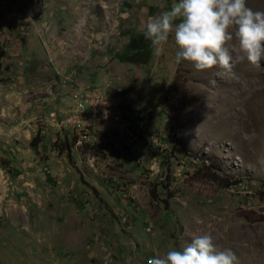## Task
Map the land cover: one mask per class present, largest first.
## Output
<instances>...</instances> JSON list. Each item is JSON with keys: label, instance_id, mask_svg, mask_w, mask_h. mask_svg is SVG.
Segmentation results:
<instances>
[{"label": "rangeland", "instance_id": "obj_1", "mask_svg": "<svg viewBox=\"0 0 264 264\" xmlns=\"http://www.w3.org/2000/svg\"><path fill=\"white\" fill-rule=\"evenodd\" d=\"M178 2L0 0V264H147L203 234L264 264V59L234 28L230 73L177 63L174 33L147 62L113 58ZM179 81L194 101L172 111ZM89 86L122 124L69 139L48 113Z\"/></svg>", "mask_w": 264, "mask_h": 264}, {"label": "clouds", "instance_id": "obj_2", "mask_svg": "<svg viewBox=\"0 0 264 264\" xmlns=\"http://www.w3.org/2000/svg\"><path fill=\"white\" fill-rule=\"evenodd\" d=\"M178 23H174L175 21ZM235 38L239 49L255 67L264 59V12L253 11L246 0H179L171 10L149 20L144 33L157 53L163 51L170 33L180 51L176 62L190 61L197 70L219 65L232 72L242 59L230 51ZM147 264H238L230 248L220 249L210 234L196 236L182 250L169 249L163 256L149 258Z\"/></svg>", "mask_w": 264, "mask_h": 264}, {"label": "built area", "instance_id": "obj_3", "mask_svg": "<svg viewBox=\"0 0 264 264\" xmlns=\"http://www.w3.org/2000/svg\"><path fill=\"white\" fill-rule=\"evenodd\" d=\"M104 88H108V84L103 83ZM102 87L92 86L79 88L70 92L63 108L58 110L57 105L50 110L48 116L52 118L57 126L70 139L74 134H87L90 128L97 126H116L121 123L122 113L125 106L120 98H110L101 90ZM117 100V101H115ZM115 107V110L111 109ZM109 109V110H108ZM114 116L109 119L108 116ZM122 124V123H121Z\"/></svg>", "mask_w": 264, "mask_h": 264}, {"label": "trees", "instance_id": "obj_4", "mask_svg": "<svg viewBox=\"0 0 264 264\" xmlns=\"http://www.w3.org/2000/svg\"><path fill=\"white\" fill-rule=\"evenodd\" d=\"M145 31L129 38V42L121 50L113 53V58L118 62H147L150 59L153 46L150 40L145 39ZM194 96L186 88L182 81L177 86V94L172 101V111L191 105ZM174 109V110H173ZM38 141V135L30 140V146L34 147Z\"/></svg>", "mask_w": 264, "mask_h": 264}, {"label": "crops", "instance_id": "obj_5", "mask_svg": "<svg viewBox=\"0 0 264 264\" xmlns=\"http://www.w3.org/2000/svg\"><path fill=\"white\" fill-rule=\"evenodd\" d=\"M72 39V41H73V38H71ZM72 41H68V42H71L72 43ZM69 45H71V44H69Z\"/></svg>", "mask_w": 264, "mask_h": 264}]
</instances>
